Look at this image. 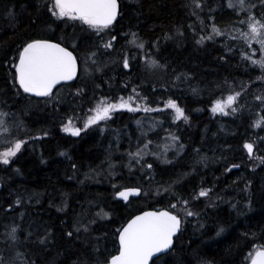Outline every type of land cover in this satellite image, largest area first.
Instances as JSON below:
<instances>
[{
	"label": "trees",
	"instance_id": "1",
	"mask_svg": "<svg viewBox=\"0 0 264 264\" xmlns=\"http://www.w3.org/2000/svg\"><path fill=\"white\" fill-rule=\"evenodd\" d=\"M22 3L27 5L26 11L21 9ZM43 3L44 0H0V101H5L13 89L11 73L14 69L11 64L16 57L15 49L27 37L67 34L66 46L71 50L73 42L78 43L79 48L74 53L78 56V50L83 54L90 48L94 50V45L98 46L100 39L86 26L82 30L77 22L74 27L60 21L50 23L43 8L35 10L37 4ZM121 3L122 18L110 30L117 40L113 41L114 49L108 53H114L122 41L132 38L129 34L134 32L140 40L156 43L159 52L153 51V54L156 60L166 65L162 69L165 73L155 72L146 77V72L139 71L134 62H130L129 69L121 68V57L117 55L115 70L84 79L79 61L78 78L53 93L55 99L62 98L58 106L43 107L39 100L23 97L26 101L16 106L17 114L28 115L25 124L37 130L39 139H31L6 169L2 170L0 165V253L5 257L14 254V250L7 246L5 236L13 226H18L20 244L15 250L24 253L22 259L37 260L38 264H49L52 260L56 264H73L78 257L81 260L87 257L90 264L102 261L109 252L115 254L117 238L114 233L127 220L143 211L165 208L169 202H175L172 196L148 195L150 186L171 185L175 187V194L191 201L189 208L199 216L184 218L181 213L182 231L174 240L173 251L163 258L167 264H246L244 258L252 245L264 243V165L254 166L257 171L248 178L249 182L244 178L234 182V172L228 175L220 173L210 165L203 173L201 169L189 167L197 161L205 165L203 155L209 158L236 150L239 156L246 140L255 142L261 149L256 152L264 155V144L261 143L264 129L258 131L262 124L252 126L264 117V109L254 99L257 95H264V82L256 79L261 75L258 66L241 60L242 47L248 50L243 42L237 44L231 40V36L237 35L229 31L237 16L227 7L228 0H202L203 8L197 10L199 18L190 14L191 0H121ZM186 4L189 7H185ZM9 12L15 14V21L9 20ZM33 19L35 24L30 23ZM201 20L204 21L203 26ZM213 22L226 34L197 44L201 36L211 32ZM72 24L68 22V25ZM106 36L104 41L110 39V35ZM254 58H259L258 53ZM135 79L139 84H146L142 90L149 104L173 99L185 110L189 122L200 124L193 133L190 132L192 128L181 120L177 132L183 145L181 155L168 165L152 163V169H147L148 173L143 175L117 166V161L121 165L126 163L125 156L132 152L133 147L122 131L127 129L125 132L132 131L138 135L131 127L132 116L128 112H118L116 118L109 121V131L104 134L85 130L74 137L60 130L61 124L66 123L73 112L80 117L78 126L83 127L85 114L95 99L101 95L124 97L121 89L131 88ZM183 82L189 90L173 93L171 87ZM97 84L99 88L95 87ZM242 86L244 91L238 99L239 110L231 118H207L208 111L211 113L208 109L210 100L226 97L232 89L240 91ZM77 88L85 91L77 94ZM200 89L204 92L198 99L196 95L201 94ZM45 100L42 101L46 103ZM195 109L202 111L195 113ZM116 130L120 134L113 138L110 133L116 134ZM227 133L234 135H225ZM116 151L118 157H112ZM199 152L201 154L196 156ZM111 163L115 164V171H120L117 172L118 181L106 185L98 174L105 173ZM188 176L193 177L184 181ZM12 177L18 184H9ZM210 183L215 187L212 198L204 199L212 205L214 198L213 206H205L203 200H191V195L201 187L211 188ZM122 186L140 187L142 191L136 199L130 198L123 204L114 196ZM238 192L243 194H236ZM18 198L19 204L16 203ZM26 200L30 205H24ZM58 208L63 210L58 211ZM97 213H107V216L95 218ZM82 214H86L83 215L85 224L95 218L96 222L90 225V233L82 231L79 239H67L64 233ZM46 228L51 229V243L46 251H41L37 245L24 243V234L29 230L43 234ZM221 228L223 231H219Z\"/></svg>",
	"mask_w": 264,
	"mask_h": 264
},
{
	"label": "snow or ice",
	"instance_id": "2",
	"mask_svg": "<svg viewBox=\"0 0 264 264\" xmlns=\"http://www.w3.org/2000/svg\"><path fill=\"white\" fill-rule=\"evenodd\" d=\"M20 7L22 10H27L26 4L22 3ZM185 7H189V5L186 4ZM227 7L237 16L232 27L238 35L231 36V40L237 44L241 41L243 42V45L248 50L242 47L240 51L241 60L253 66H258L261 75L257 76L256 79L264 82V0H258V3H253L252 0H228ZM41 8H43L44 14L48 16L50 23L60 21L66 26L74 27L75 22H79L82 30L83 26H86L87 30L100 39L101 43L98 46L94 45V50L90 48L85 51L82 54V59L85 64V71L89 67L94 68L97 72L102 71L105 65L99 62L98 57L106 55L108 50L114 49L113 41L117 40V36L111 35L110 30L122 18L123 6L121 0H44L42 5H36L35 10L40 11ZM202 8V0H191V15H196L199 18L197 10H202ZM8 16L10 21L16 20L15 14L9 12ZM209 19H212V17H209ZM68 22H73V24L68 25ZM30 23L35 24L36 20L33 19ZM200 23L202 26L204 25L203 20ZM236 24H239L240 27L236 28ZM105 34L110 35V39L107 41L103 40V35ZM225 34L213 22L211 32L207 36H201L196 43L200 44L206 39L212 40L214 36ZM129 35H131L132 39L128 40L127 43L135 45L143 51L145 43L139 39L136 33L133 32ZM66 44L67 34L56 37L53 33L51 36H29L17 46L15 49L16 57L11 64L14 69V72L11 73V79L14 85H18L17 94L22 90L25 94L46 98V103L58 102L53 95L54 89L61 85L62 82L75 81L78 78V67L81 59V56L74 54L79 48V44L74 41L71 50ZM254 44L259 45L258 49L253 47ZM153 46H157L155 42H153ZM101 48L104 50L103 52H101ZM257 53L258 59L254 58ZM143 58H145V66L149 70L166 68V65L161 64L156 59H151L147 53L144 54ZM89 61H91V64H89ZM122 62L124 69L131 67L128 53L124 54ZM95 87L99 88L100 85L97 84ZM84 91V88H77V94ZM243 91L244 88L242 86L240 91L232 89L226 97L222 96L221 98L210 100L209 110L213 115L229 116L235 114L239 108L234 105L237 104ZM132 92L133 94L127 98L123 96L115 98L107 95H101L98 99L94 98L93 106L88 109L83 119V127L78 126L80 117L73 112L72 116L67 117V122L61 124V131L74 137L80 136L81 132L89 130L93 126L100 127L101 131H103L101 124H106L112 119L114 113L125 109L128 112L142 110L146 113L152 111L163 112L164 109H171L174 123L180 120L188 121L185 110L175 100L168 99L163 101V108L153 109L148 106L147 97H141L135 88H133ZM254 99L259 101L261 108L264 109V95H257ZM137 101L141 103H137ZM141 104H143L142 108ZM9 115L10 113L0 112V147L3 148V151H0V163L4 165H9L12 158L17 157L22 147L26 145V141L19 138L22 122L16 120L8 121L3 118ZM262 123H264V117L255 121L252 126L259 127ZM44 134L48 135L47 132ZM171 140L175 142L178 137L172 135ZM150 143L151 141H148L144 148L147 149ZM261 143L264 144V139L261 140ZM164 147L167 150L168 145ZM179 147L183 149V145H179ZM242 148L246 151L249 161H259L261 165H264V155H255L256 151H261L255 142L246 140ZM61 155H64V153H61ZM128 155L130 158L129 167L132 160L136 164H142V153L139 149L135 153L129 152ZM72 167L75 169L76 165L73 164ZM109 167L111 168L112 165H109ZM152 167V164L147 165L148 169H152ZM239 167V164H232L225 168V172H230L232 168ZM113 188L115 189L116 186L113 185ZM170 190L171 185L167 188H158L156 195L169 194ZM141 191L140 187L122 186L114 192V196L123 201H129L131 196H139ZM211 193L212 188L201 187L198 192H194L191 195V200L210 197ZM172 197L175 202H169L167 207L143 211L138 215L132 216L125 224L116 229L114 233L117 238V242L114 245L115 254L109 252L102 261H95L92 264H158V262L159 264H167V261L163 258L173 251L175 247L174 237L178 238L177 233L182 231L181 213L184 218L199 216L198 212L189 208L191 202L189 199L174 192ZM20 202L18 198L16 203L19 204ZM177 209L179 211H176ZM62 210V208H58V211ZM83 215L86 214H82L80 218L74 220L72 225L68 227V230L64 233L67 239H72L73 237L79 239L82 231L85 234L90 233V225L96 222L95 218L89 219L88 223L85 224ZM97 216L103 218L107 216V213H97ZM200 226L203 227V225ZM17 227L13 226L5 236V242L8 247L14 250V254L5 257L3 253H0V264H38L37 260L22 259L24 253L15 250L16 246L20 244ZM219 231H223V229L221 228ZM219 231L217 235H219ZM50 235V228H46L43 234L29 230L24 234L23 239L25 244H34L39 246L41 251H46L51 243ZM33 236H35V240H33ZM94 251L98 252V249ZM244 259L246 264H264V243L253 244L252 249ZM49 264H56V261L52 260ZM73 264H90V260L87 257L83 260L78 257ZM202 264H206V262H202Z\"/></svg>",
	"mask_w": 264,
	"mask_h": 264
},
{
	"label": "rangeland",
	"instance_id": "3",
	"mask_svg": "<svg viewBox=\"0 0 264 264\" xmlns=\"http://www.w3.org/2000/svg\"><path fill=\"white\" fill-rule=\"evenodd\" d=\"M252 2L258 3V0H252ZM77 23L79 24V22H77ZM239 27H240V25L236 24V28H239ZM229 31L231 33H237L232 26L229 29ZM106 35L107 34L103 35V39H105V40L107 39ZM237 35H238V33H237ZM143 42L145 43V48L143 49V51L138 49L135 45L128 44L127 41L126 42L122 41L120 47L114 53H108L106 55L99 56L98 57L99 62L101 64L105 65V67H103L102 71H99V72L95 71L94 68H92V67H89L88 70L85 71V64H84L83 59H82V53L80 52V50H78V54H79V56H81L80 61H81L82 78L88 79L93 74H95L96 76H100V75H103L105 72H110L112 69L115 70L116 69V63H117L115 56H117V55L121 57L120 64H121V68H122L123 67V62H122L123 56L125 53L129 54L130 62H134V64L136 65V67L138 68L139 71L146 72V75H147L146 77L152 76L155 72H159L160 74L161 73L164 74L165 72H164V70L162 71V69H160V70H149L146 68L145 58H143L144 54L147 53L151 59H155V55L153 54V51L157 53V52H159V48L157 46L154 47L152 43L149 44L147 41H145V39H143ZM100 43H101V41L99 40L97 45H99ZM253 47L258 49L259 45L254 44ZM145 50L147 52H145ZM89 64H91V61H89ZM139 64H141V65H139ZM143 66H144V70H142ZM136 67H135V72L137 73ZM135 80L136 81H132L131 88L128 87L126 89H121V93L124 94L125 98H127L129 95L133 94V92H132L133 88L136 89V92L139 93L141 97L146 96L142 90V88H146V84L145 83L139 84L138 80L137 79H135ZM11 87L13 89L10 91L9 97H7L5 99V101H0V112L10 113L9 116L3 117L5 120H8V121L16 120V121L22 122V127L19 131V138L24 139L26 141V145H29L30 144L29 141L31 139H33L35 137L37 139H39V136H37L38 135L37 131L30 129L25 124V119L28 118V115L21 116V115L17 114V110H16V106L18 105L17 101L23 102V97L16 98V96H17L16 87L14 85H11ZM171 88H172L173 93L174 92H184L186 90H189L187 84L184 82L178 83L177 85H175L174 87H171ZM200 92H201V94L196 95V97L198 99L201 98L200 96L203 94L204 89L203 90L200 89ZM61 99L58 100V102H53V103H44L43 101H40L39 103L41 105H43V107L51 106V105L52 106H54V105L58 106ZM14 100H16V102H14ZM25 101L26 100H24V102ZM137 103H141V102L137 101ZM147 103H148V101H147ZM237 105H238V102L234 106H237ZM148 106L153 108V109L163 108V101L160 102L159 104L155 103V105L148 103ZM142 107H143V104H141V108ZM208 109H207V111H208ZM121 111L122 112H125V111L128 112L126 109L120 110L118 112H121ZM194 111H195V113H200L202 110L200 111V110L195 109ZM118 112L113 114L112 119L116 118V114ZM128 113L130 114V112H128ZM131 113H133V114H131V116H132L131 127L134 128L138 132V135L132 131H130V133L125 132V131H127L126 129H124L122 131V134H124V133L127 134L126 140L128 143H131V145L133 146L132 147V153L137 152L138 149L141 151V153H142V164H136L135 161L132 160L131 166L129 167L130 158L128 155V156H125V162L127 163V164L125 163L126 166H125V164L121 165L119 163L120 161H117V163H118L117 166H120V167L122 166L126 170L128 169V171L130 173H133V174L140 173L141 175H143L144 173L145 174L148 173L147 172V169H148L147 165L148 164L158 162V164L161 163L162 165H168L172 160L177 159L181 155L183 149H180V147H179V145H181L180 139L178 138V140L175 142H173L171 140L172 135H175L177 137V135H178L177 132H178V129H180L179 124H180L181 120L176 121L175 123L173 122L171 109H164L163 112L152 111V112L146 113V112L140 110V111L131 112ZM216 116L231 118L233 115H229V116H222L219 114L213 115L212 113H210L208 111L207 118L209 120H211V119L214 120ZM192 119H194V118H192ZM194 120L200 121L197 119H194ZM108 123H109V121L106 124H101V127L104 129L103 131H101L100 127H96V126H93L91 129H89L87 131H92V132H96V133L100 132V133L104 134L107 131H109V124ZM185 123H187L186 126H190L192 128V130L190 132L194 133L195 129L200 128V124L199 125H193L195 123L189 122V119ZM181 124H180V126H181ZM260 129H264V123H262V126L258 129V131ZM60 130H61V127H60ZM13 131H15V129H13ZM222 132H224V131L222 130ZM118 133L120 134V131L116 130V134H114L113 132H111L110 134L112 135L113 138H116ZM193 133H188V135L193 134ZM222 134H224V133H222ZM228 134L230 136L234 135L233 133H227L225 135H228ZM32 135H36V136H32ZM148 141H151V143L148 144L147 149H145L144 145ZM114 142H115V140H114ZM26 145L24 147H22L20 153L22 151H24V148L26 147ZM165 145H168L167 150H165V147H164ZM240 149H242V151H241V154L239 156H237L236 150L224 151L223 153H221V155L215 154L209 158L206 157V155H203L202 162L204 160V164L206 166L203 164L200 165V162L197 161V163L193 162L192 164H190L189 167L195 168L194 170L201 169V173H203V171L204 172L207 171L208 165H210L211 169L212 168L217 169L220 173H225L228 175V174H232L234 172V174H233V178H234L233 181L234 182H237L238 179L242 180L243 178H244V180H248V182H249L248 178H252V175L254 176L256 171H257V170H255L254 166L257 164H260V163H259V161H249L248 157H247V153L242 148V146ZM0 151H3L2 147H0ZM20 153H18L17 156ZM199 154H201V153L200 152L196 153V156H198ZM117 155H119L118 151H116V155L113 154L112 157L113 156L118 157ZM255 155L259 156L260 153L255 152ZM14 159H15V157L12 158V161L10 163H12ZM232 164H239L240 167L239 168H232V170L230 172H225V168L231 166ZM0 165L3 166L2 170L6 169V167H8V165H4V164H0ZM110 165H112V167L110 168L108 165L107 168H109V169L106 168L105 173L98 174L99 176H101V179H104L103 181L106 185H107V183L109 185H112L113 182L115 180H117V176H118L117 172H120V171H115L113 169V167H115L114 163H111ZM135 170H137V171H135ZM222 170H224V171L222 172ZM189 177H193V176H188L184 181H187ZM8 182L11 185L18 184V181L14 177L9 179ZM95 182H96V180H95ZM97 185H99V183ZM150 187L151 188L148 191V195H150L152 197L165 196L166 198H169L170 196H172V193L175 191L174 190L175 187L171 186V190H170L169 194L156 195L158 188H167V187L166 186H161V187L160 186H150ZM210 187H211V183H210ZM211 188H212V192H213V189L215 187H211ZM236 194H243V193L238 192ZM209 198H212V197L210 196ZM198 200H203L205 206H213L215 203L214 198H213L212 205H211V203L208 204V202L204 199V197H201ZM151 201H154V199H151ZM24 205L25 206L30 205L29 201L26 200L24 202ZM95 218H99L97 216V214L95 215Z\"/></svg>",
	"mask_w": 264,
	"mask_h": 264
},
{
	"label": "water",
	"instance_id": "4",
	"mask_svg": "<svg viewBox=\"0 0 264 264\" xmlns=\"http://www.w3.org/2000/svg\"><path fill=\"white\" fill-rule=\"evenodd\" d=\"M78 73H79V67H78ZM74 81H70V82H66V83H63L61 85H58L57 88H59L60 86H64V85H69V84H72ZM56 88V89H57ZM54 89V91L56 90ZM22 91V90H21ZM25 94V93H24ZM26 96L30 97V98H33V99H44L43 97H36V96H31L29 94H25ZM0 190H1V186H0ZM138 196H131L130 198H137ZM129 198V199H130ZM117 201L119 202H122L123 204H126L128 201H123L121 199H118V198H115ZM147 211H151V210H147ZM138 215V214H137ZM131 219V218H130ZM179 233H177V236H178ZM176 237H174V240H175Z\"/></svg>",
	"mask_w": 264,
	"mask_h": 264
},
{
	"label": "flooded vegetation",
	"instance_id": "5",
	"mask_svg": "<svg viewBox=\"0 0 264 264\" xmlns=\"http://www.w3.org/2000/svg\"><path fill=\"white\" fill-rule=\"evenodd\" d=\"M14 86L16 87V90L18 91V85H14ZM20 97H25V94L21 90L19 91V94H17L16 98H20ZM27 98H29V97H27ZM14 102H16V100H14ZM17 102H18L17 103L18 105L22 104V103H24V99H23V102H21V101H17ZM130 114H133V113L130 112ZM35 131H37V130H35Z\"/></svg>",
	"mask_w": 264,
	"mask_h": 264
},
{
	"label": "bare ground",
	"instance_id": "6",
	"mask_svg": "<svg viewBox=\"0 0 264 264\" xmlns=\"http://www.w3.org/2000/svg\"><path fill=\"white\" fill-rule=\"evenodd\" d=\"M118 130V129H117ZM127 130V129H126ZM141 139V138H140ZM206 166V165H205ZM198 170V169H197Z\"/></svg>",
	"mask_w": 264,
	"mask_h": 264
}]
</instances>
